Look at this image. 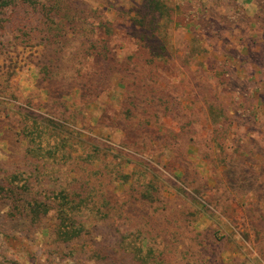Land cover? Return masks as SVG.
Instances as JSON below:
<instances>
[{"label":"trees","instance_id":"trees-1","mask_svg":"<svg viewBox=\"0 0 264 264\" xmlns=\"http://www.w3.org/2000/svg\"><path fill=\"white\" fill-rule=\"evenodd\" d=\"M180 6L132 4L135 49L124 57L110 53L114 23L95 10L87 21L83 0H0V240L7 246L38 234L41 253L32 264H242L227 243L261 244L264 196L245 209L243 195L245 177L256 174L255 153L244 144L227 153V130L214 129L195 153L213 174L204 177L181 145L190 129L161 125L178 114L163 97L161 73L171 64L187 67L197 47L173 58L168 31L184 25ZM209 22L198 18L191 26L206 31ZM38 47L37 104L10 81L18 50ZM215 76L230 87L227 72ZM114 86L120 92L104 104L99 99L113 98ZM201 96L213 123L224 121L222 97ZM95 102L96 117L88 114ZM244 165L247 171L237 170ZM235 208L244 231L214 227ZM202 217L208 225L200 228Z\"/></svg>","mask_w":264,"mask_h":264},{"label":"rangeland","instance_id":"rangeland-1","mask_svg":"<svg viewBox=\"0 0 264 264\" xmlns=\"http://www.w3.org/2000/svg\"><path fill=\"white\" fill-rule=\"evenodd\" d=\"M138 1L83 0V3L90 7L86 9L87 21L92 18V12L95 10V16L99 12L114 23L116 36L110 43V53L113 56L125 57L135 49L133 39L128 36L131 30L128 18L133 16V12L130 11L132 4ZM172 1L181 5L180 13L183 11L186 13L183 27L175 25L168 31L173 58L178 55L186 58L190 48L197 47L187 61L189 63L187 67L183 66L176 71L171 70L174 66L171 64L161 73L163 80L159 85L164 88L163 97L169 98L172 107L178 109L177 115L162 118L161 125L163 129L176 133L180 129H190L191 135L185 136L181 145L188 148L191 156L195 157L194 163L204 177L211 178L213 174L209 172L210 169L206 164L195 156V153L198 149L204 150L208 136L214 129L227 130L228 138L223 144L227 153L234 150V145L241 144H244L242 149H249L255 153L257 160H252L254 161L252 163L255 164L256 174L245 177L243 193L245 209L251 208L255 203L253 196L258 194L264 196V0ZM198 18L210 20L208 30L191 26ZM246 49L251 52H247ZM18 52L14 61L17 73L11 78L10 84L21 98L30 97L33 103L38 104L40 84L34 64L39 60L41 48H24L19 49ZM250 58H256L257 61L251 63ZM218 71H225L230 75L231 85L227 90L217 81L215 74ZM114 89L116 92L113 98L101 97L99 100L105 102L104 104L115 101L114 97L120 91L115 86ZM215 92L217 93L213 95ZM204 94L222 97L218 101L224 106L223 109H226L224 121L220 120L218 124H214V120L209 118L201 101L203 97L201 95ZM97 108L98 103H93L88 109V114L97 116L99 114ZM187 121L190 125H187ZM106 134L107 131H104L103 135ZM116 137L119 138V134ZM172 143L176 145L179 142L172 141ZM237 170L247 171V167L239 166ZM259 209L264 216V204L259 205ZM213 223L215 228L223 227L228 234L240 233L246 227L243 213L238 208L223 217L218 215V219L215 218ZM198 225L200 228L208 225L207 218L202 217ZM260 226L264 228V218ZM250 234L253 235L252 232ZM15 235L19 237L18 233ZM29 238L22 241L17 238V241L7 246L0 240V263L3 259H13L17 264H32L36 259L39 260L40 236L35 234ZM252 238L253 236L250 237V241ZM227 248L228 255L241 257L242 264H264V238L258 246L253 242L245 241L240 248H235V242L231 240L227 243ZM43 260L44 258L40 259ZM50 264L54 263L51 261ZM57 264L72 263L68 259H63Z\"/></svg>","mask_w":264,"mask_h":264}]
</instances>
